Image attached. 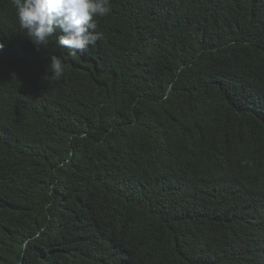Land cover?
I'll list each match as a JSON object with an SVG mask.
<instances>
[{
    "label": "trees",
    "instance_id": "16d2710c",
    "mask_svg": "<svg viewBox=\"0 0 264 264\" xmlns=\"http://www.w3.org/2000/svg\"><path fill=\"white\" fill-rule=\"evenodd\" d=\"M109 6L73 59L0 0V264H264V0Z\"/></svg>",
    "mask_w": 264,
    "mask_h": 264
},
{
    "label": "clouds",
    "instance_id": "9594fccd",
    "mask_svg": "<svg viewBox=\"0 0 264 264\" xmlns=\"http://www.w3.org/2000/svg\"><path fill=\"white\" fill-rule=\"evenodd\" d=\"M11 3L20 29L37 50L46 49L54 38L56 46L73 59L102 39V33L96 31V18L111 12L110 0H11ZM48 70L55 80L64 75V63L59 56H51ZM28 243L25 241V247Z\"/></svg>",
    "mask_w": 264,
    "mask_h": 264
}]
</instances>
